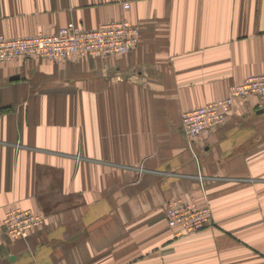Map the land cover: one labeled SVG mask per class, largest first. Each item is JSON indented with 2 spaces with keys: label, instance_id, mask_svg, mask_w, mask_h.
<instances>
[{
  "label": "crops",
  "instance_id": "obj_1",
  "mask_svg": "<svg viewBox=\"0 0 264 264\" xmlns=\"http://www.w3.org/2000/svg\"><path fill=\"white\" fill-rule=\"evenodd\" d=\"M123 20L140 33L126 55L0 66V264H264V101H237L193 150L181 129L264 74V0H0L7 38ZM178 198L213 225L175 238ZM12 209L46 222L13 240Z\"/></svg>",
  "mask_w": 264,
  "mask_h": 264
},
{
  "label": "built area",
  "instance_id": "obj_2",
  "mask_svg": "<svg viewBox=\"0 0 264 264\" xmlns=\"http://www.w3.org/2000/svg\"><path fill=\"white\" fill-rule=\"evenodd\" d=\"M130 4H125L128 10ZM139 29L123 20L88 30L74 22L68 23L54 34L7 38L0 36V66L23 59L46 60L55 63L77 62L84 58L115 57L130 53L138 43ZM264 101V74L252 76L230 88L226 98L210 102L182 115L181 129L193 150V143L204 134L222 127L235 111L237 101L249 98ZM259 110L264 109L260 103ZM196 161L198 157L194 154ZM194 179L204 183L198 173ZM165 217L175 238L202 234L212 224L213 213L208 204L178 198L169 202ZM46 217L28 210L12 209L3 221L4 234L13 240L28 239L32 231L42 227Z\"/></svg>",
  "mask_w": 264,
  "mask_h": 264
},
{
  "label": "rangeland",
  "instance_id": "obj_3",
  "mask_svg": "<svg viewBox=\"0 0 264 264\" xmlns=\"http://www.w3.org/2000/svg\"><path fill=\"white\" fill-rule=\"evenodd\" d=\"M197 140V139H196Z\"/></svg>",
  "mask_w": 264,
  "mask_h": 264
}]
</instances>
